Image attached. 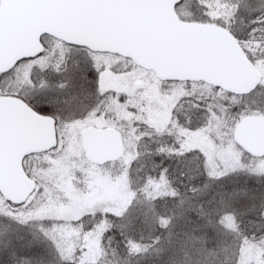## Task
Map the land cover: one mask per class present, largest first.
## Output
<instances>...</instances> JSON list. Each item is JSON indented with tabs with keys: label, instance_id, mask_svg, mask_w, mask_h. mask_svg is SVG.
I'll use <instances>...</instances> for the list:
<instances>
[{
	"label": "snow or ice",
	"instance_id": "1",
	"mask_svg": "<svg viewBox=\"0 0 264 264\" xmlns=\"http://www.w3.org/2000/svg\"><path fill=\"white\" fill-rule=\"evenodd\" d=\"M182 2L183 0H180V3ZM180 3L174 7L178 8ZM244 9L249 15V31L237 40V43L257 45L255 48L257 58L264 60V36L260 35V33H264V7L257 9L245 5ZM241 10V4L236 3L233 18ZM233 39L236 37L233 36ZM70 51L71 46H62L55 65L49 63V67L41 69V71L51 70L55 76L61 77L55 84L36 88L34 82L31 81L30 74L28 75V80L33 83V90L36 92L29 102V107L37 116L51 120L54 129V143L51 150L37 153L38 157L48 154L49 151L55 152L58 144L64 140L70 125H74L78 120L83 122L90 115L99 118L101 113L95 108H89L83 116H78L77 113L82 112L93 101L96 107H99L101 102L111 95L100 88L105 68L103 65H97L91 59L94 53L89 55L87 62L88 70L91 71L93 77V89L88 90L81 87L76 90L72 87L75 77L70 73L68 67ZM42 57H44L43 48L34 57L21 58L12 68L0 72V82H6L7 85L6 88H0V95L7 94V88L12 87L11 81L14 78L19 79V74L16 77L13 76L19 65L32 63ZM46 59L51 61V57ZM76 66H79L78 62ZM108 71L113 70L109 68ZM82 78H87V71ZM185 93L186 95L177 101L178 107L183 108L184 104H188L192 109L205 114V126L212 127L217 132L227 134L229 137L232 130L254 113L264 117V107H262L264 106V85H257L248 93L243 94L229 92L220 84H216L208 90L185 85ZM120 99L122 101L123 97ZM176 110L174 108L173 112ZM169 121L168 127L163 130L149 129L146 132H140L138 136H135V133L139 122L133 123L132 135L135 136L137 146L140 141L148 139L152 141L154 147L146 146L144 152L137 151L135 159L129 162L126 171L131 169L132 164L147 158V161L151 162L152 170H158V174L148 176L142 190L134 191L129 187L132 199L119 213L95 210L86 211L75 220L65 221L55 218L49 214L53 209L44 198V188L40 187L34 178L32 189L23 199L7 198L3 193H0V264H90L85 258L88 248L84 237L95 234L102 225L104 226V234L101 237L102 247L105 238L108 239L110 246L112 234L119 231L125 249V259L122 264H130L131 257L148 253L151 247L160 242L159 237L154 238L153 245H142L129 235L136 227L134 217L137 213L134 203H140L136 199L138 192L144 195V203L141 204L139 213L143 218V223H147L149 214L155 212V205L149 200V196L154 189H158L164 184H167L171 189L172 198L178 200L176 205L180 210L178 216L185 217L192 210L190 201L193 197H206L214 184L223 189V181L228 176L235 174L234 171L227 170L216 174L209 171L207 158L202 152L198 149L184 150L185 134L199 131V129L185 128L178 119L172 121L171 116ZM145 127L147 126L145 125ZM56 129L59 131H55ZM154 136L155 140L152 139ZM166 137L171 140V143H168ZM245 155L248 160L253 162L264 160V154L257 157L253 152L241 148V164L245 168L247 167L244 160ZM161 159L173 161L175 169L160 164L159 160ZM144 166L146 165L141 164V167ZM37 167L39 169L40 166ZM172 171H175L182 183L185 176L194 180L201 174L205 176L206 182L202 187L190 186L192 195L181 197L178 190L172 188L173 181L169 177V173ZM259 179L264 180V173L259 174ZM186 203L189 205L188 208H185ZM205 203L210 206L207 211L204 210ZM240 204H244V208L238 211L237 206ZM197 207L200 209V218L204 221L201 227L211 228L216 233L218 241L212 248H209L206 242L202 246L196 247L195 255L198 257L196 264H201V261L206 262L209 258L222 259L223 264H239L238 251L240 247L248 242H264V188H256L251 191L219 190L207 200H203ZM225 209H231V211H225ZM226 220L231 221V224L226 225ZM189 222L191 221L189 220ZM161 223L166 228L170 220H162ZM69 227L79 228V239L73 243L71 253L68 251L69 240L63 237V233ZM222 228H231V231H220ZM169 243H171V239H169ZM179 245L187 255V243L180 241ZM234 256L235 260H233ZM118 258V249L111 248L110 251L105 249L96 264H121ZM171 264H179V262L173 260Z\"/></svg>",
	"mask_w": 264,
	"mask_h": 264
},
{
	"label": "water",
	"instance_id": "2",
	"mask_svg": "<svg viewBox=\"0 0 264 264\" xmlns=\"http://www.w3.org/2000/svg\"><path fill=\"white\" fill-rule=\"evenodd\" d=\"M177 3L180 0H0V72L41 52L40 38L48 36L92 53L124 57L164 82L220 84L237 94L259 85L261 74L236 39L214 25L180 22L174 13ZM53 137L51 120L37 116L23 101L0 97V193L11 199L27 195L33 182L23 161L51 150ZM80 138L90 165L104 167L123 158L117 131L88 129ZM232 139L259 157L264 154V120L245 119Z\"/></svg>",
	"mask_w": 264,
	"mask_h": 264
},
{
	"label": "rangeland",
	"instance_id": "3",
	"mask_svg": "<svg viewBox=\"0 0 264 264\" xmlns=\"http://www.w3.org/2000/svg\"><path fill=\"white\" fill-rule=\"evenodd\" d=\"M193 1L197 3L196 0ZM205 2L207 3L197 8V11H200L199 13L205 14L204 16L200 14L201 18L204 19L202 22L190 19L192 17L189 15L192 10L186 7L185 4L181 5L180 3V8L176 7L174 13L182 23L219 27L215 24L216 19L221 18L226 21L227 11L224 9L225 7H219L217 3L219 1L206 0ZM40 39L44 49V57L32 63L19 65L13 73L14 77L19 74V79L14 78L11 81L12 87L7 88V94L0 95V97L17 98L29 106V102L33 99L32 94H36L32 82H34L36 88H42L55 84L61 79V77L55 76L51 70L41 71V69L49 67V63L55 65L61 47L67 46L47 36ZM256 47L257 45L252 44L248 53L252 58L257 59ZM241 52L244 55L242 50ZM90 54L82 48L73 47L68 53V67L70 73L75 77L72 87L76 90L81 87L92 90L94 87L89 86L93 81V79L90 81L89 72L91 71L88 70L87 63ZM47 57H51L50 62L46 59ZM244 57L246 58L245 55ZM91 59L97 65L104 66L105 72L100 81V88L104 92L111 93L101 102L99 107H94L96 111H100V117L95 118L90 115L83 122L78 120L74 125L68 127L64 140L58 144L55 152L39 157H30L24 162V170L28 177L32 181L34 178L39 186L44 188V198L51 204L53 209L49 213L50 215L70 221L78 219L86 211L102 210L113 213L123 211L132 198L127 187L128 171L126 169L129 162L135 159L136 156L137 142L135 136L139 135V127H145L146 125L147 131L149 129L163 130L167 128L169 125L167 117L171 115L174 108L177 109L176 111L185 109L198 114L196 129H199V131L185 134L184 150L198 149L202 152L207 158L208 169L213 174L227 170L235 173L228 177L240 173H247L248 175L254 173L253 176L259 177L260 173H264V160L253 162L248 160L245 155L244 160L247 167L245 168L241 164L240 148L234 144L232 139L238 126L232 130L229 137L227 134L217 132L212 127L205 126V114L192 109L188 104H184L183 108L178 107L177 101L186 95L185 85L199 87L203 90H208L211 87L197 83L165 84L158 81L153 74L140 70L132 61L116 55L112 56V54L94 53ZM77 62L78 67L76 66ZM252 66L258 69L261 74L259 85H264L263 65L256 63ZM109 68L113 71H108ZM130 68L131 71L128 70ZM86 71L87 78H82ZM29 74L32 82L28 80ZM6 86V82H0V88H6ZM121 97H123L122 101ZM86 112L84 109L77 115L83 116ZM250 118L264 120V117L255 113ZM134 122H139L135 136L132 135ZM87 129L114 130L121 134L124 142L123 159L117 164L106 167L89 165L85 159L86 154L81 147L80 139V134ZM56 131H59V129H56ZM38 165L40 166L39 169ZM162 189H166L165 184L158 189H154L149 197L156 196ZM225 224H231V221L226 220ZM224 229L231 231V228ZM103 234L104 226L102 225L95 234L84 237L88 248L85 258L90 264H94L99 257ZM63 237L69 240L68 251L71 253L73 243L79 239V228L72 229L69 227L63 233ZM238 258L239 264H264V242L245 243L238 251Z\"/></svg>",
	"mask_w": 264,
	"mask_h": 264
},
{
	"label": "trees",
	"instance_id": "4",
	"mask_svg": "<svg viewBox=\"0 0 264 264\" xmlns=\"http://www.w3.org/2000/svg\"><path fill=\"white\" fill-rule=\"evenodd\" d=\"M196 1L197 3H195L193 0H183L181 5L185 4L186 7H189L192 10L189 15L190 17H192H189L190 19L196 22H202L204 19L201 18V16H204L205 14L202 15L201 13H199L200 11L198 12L197 8L206 4L207 2H205L206 0ZM214 1H219L217 2L218 6L222 8L225 7L224 9L227 11L226 21L222 20L221 18L216 19L217 21L215 24L227 30L232 35V37L235 36L236 41L239 40L242 36H245L249 31V15L248 12L244 9V6L249 5L250 7L257 9L264 7V0ZM236 3L241 4L242 10L233 18ZM260 35L264 36V33H260ZM238 45L250 63L254 65H256V63H258V65L262 64L264 68V60H258V58H252L249 55L248 50L251 48L252 45L239 43ZM32 95L34 96L36 94ZM179 114L180 116L176 119H178L180 124L184 125L185 128H197L196 125L198 124V114L188 110H186L185 112L181 111V113ZM173 121H175V119ZM146 131V128L141 126L139 127L138 133ZM152 139L155 140L156 137L154 136ZM165 139L168 141V143H171V140L169 138L166 137ZM146 146L154 147L152 141L148 139L140 141L138 146L136 143V149L140 152H144ZM159 163L169 168H172L173 170L175 169V164L173 161L161 159L159 160ZM141 164H145L146 166L141 167ZM127 173V187L128 189L129 187H131V189L135 191L142 190V186L145 184L146 178L148 176H156L158 174V170L153 171L151 168V162H148L147 158H144L132 164L131 169L128 170ZM169 177L173 181L172 188L178 190L181 197L192 195L190 191V186L202 187L203 184L206 182V178L203 174H201L194 180L190 179L188 176H185L183 183L181 182L180 177L175 173V171L170 172ZM165 187L166 189H162L159 193H157L156 196L151 198L149 197V200H151L155 205V212L154 214H149L147 223H143V218L139 215L141 210V204L144 203V195L140 194V192H138L137 194L136 199L140 203H134V207L136 208L137 213L134 217L136 227L134 231L129 233V235L136 242L142 245H153L154 238L156 237H159L160 242L151 247L148 253L131 257L130 264H171L173 260L179 262V264H196V261L198 259V257L195 255L196 247L202 246L203 243L206 242L207 246L209 248H212L216 246L218 241L216 233L213 232L211 228L204 229L201 227L204 221L200 218V209L197 206L203 200H207L212 196L213 193L219 190L231 191L233 189H236L241 191H251L256 188H264V180L259 179V177L253 176V174L248 175L247 173H240L235 176L228 177L223 181V189H221L218 185L214 184L212 190L208 193L206 197L199 196V194H197L199 198L193 197L190 201L192 210L188 212L185 217L178 216V213L180 211L176 207L178 200L172 198L170 194L171 189L167 186V184H165ZM188 206V203H186L185 208H188ZM209 207L210 206L205 203L204 210L207 211ZM237 207L238 211L243 210L244 204H240ZM225 211H231V209H225ZM238 218L240 217L238 216ZM162 220H170V223L166 228L161 223ZM189 220L191 222H189ZM220 231L228 230L222 228L220 229ZM169 239H171V243H169ZM180 241H185L187 243V255H185L184 251L181 250L179 245ZM25 243H27V241H25ZM111 248L118 249V259L122 264L123 260L125 259V249L123 247V240L118 230L114 234H112V241L110 246L107 238L103 240V247L102 242H100V254L96 262L101 259L103 251L105 249H108L110 251ZM235 259L236 257L234 256L233 260ZM96 262L94 264H96ZM201 264H223V260L209 258L206 262L201 261Z\"/></svg>",
	"mask_w": 264,
	"mask_h": 264
},
{
	"label": "flooded vegetation",
	"instance_id": "5",
	"mask_svg": "<svg viewBox=\"0 0 264 264\" xmlns=\"http://www.w3.org/2000/svg\"><path fill=\"white\" fill-rule=\"evenodd\" d=\"M123 59H125V58H123ZM126 60H128V59H126ZM130 61V60H129ZM147 73V72H146ZM89 74H90V81L93 79L92 78V73L91 72H89ZM150 74H152V73H150ZM160 82H162V81H160ZM91 83V82H90ZM165 84L166 83H175V82H164ZM176 83H180V82H176ZM184 84H190V83H184ZM89 86H94L93 85V81H92V84H90ZM96 105H95V102L93 101L92 103H90L86 108H85V111H88V109L89 108H94ZM180 109V108H179ZM181 111L182 112H185L186 110L185 109H183V110H178V111H175V112H173V110H172V112H171V118H172V121L175 119L176 120V118H178L179 116L178 115H180L179 113H181ZM178 114V115H177ZM177 115V116H176ZM169 116V117H170ZM169 117H167V121H168V124H169ZM88 130V129H87ZM95 130H97V129H95ZM86 131V130H85Z\"/></svg>",
	"mask_w": 264,
	"mask_h": 264
}]
</instances>
